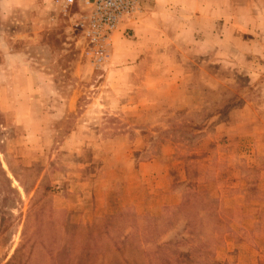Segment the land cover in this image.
Here are the masks:
<instances>
[{"label":"rangeland","instance_id":"rangeland-1","mask_svg":"<svg viewBox=\"0 0 264 264\" xmlns=\"http://www.w3.org/2000/svg\"><path fill=\"white\" fill-rule=\"evenodd\" d=\"M24 1L0 13V264H264L262 22L152 0L95 65L76 7Z\"/></svg>","mask_w":264,"mask_h":264},{"label":"built area","instance_id":"built-area-1","mask_svg":"<svg viewBox=\"0 0 264 264\" xmlns=\"http://www.w3.org/2000/svg\"><path fill=\"white\" fill-rule=\"evenodd\" d=\"M152 0H52L64 8L76 7L74 26L95 65L109 56L114 34L127 19L145 10Z\"/></svg>","mask_w":264,"mask_h":264},{"label":"crops","instance_id":"crops-1","mask_svg":"<svg viewBox=\"0 0 264 264\" xmlns=\"http://www.w3.org/2000/svg\"><path fill=\"white\" fill-rule=\"evenodd\" d=\"M189 1L190 0H157V3L158 6L179 5L180 3H184L183 6H185ZM24 2L28 3L27 0ZM261 2L263 3L261 4ZM20 3L21 0H0V13L2 9H6V7L16 10L18 8L17 5L19 6ZM192 5L201 7L203 12L202 16L210 22L211 27L223 26L225 22H232L234 28L240 30L244 27L242 24L243 20L252 25L262 22V38H264V0H196V3H192ZM247 27H250V25L247 24ZM214 33L215 29L206 32L209 36H213Z\"/></svg>","mask_w":264,"mask_h":264}]
</instances>
